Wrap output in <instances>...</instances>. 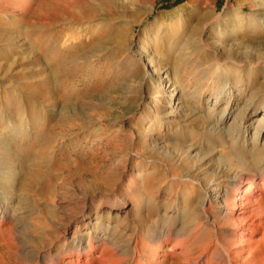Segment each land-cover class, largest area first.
I'll return each instance as SVG.
<instances>
[{
    "label": "rangeland",
    "instance_id": "374dc122",
    "mask_svg": "<svg viewBox=\"0 0 264 264\" xmlns=\"http://www.w3.org/2000/svg\"><path fill=\"white\" fill-rule=\"evenodd\" d=\"M216 56L242 81L214 103ZM65 59L88 66L69 79L72 89L59 91L50 65ZM199 90L206 91L200 102ZM263 99L264 0H0V198L17 195L0 210L29 207L39 217L5 225L0 264H22L27 243L40 254L49 247L53 255H76L81 237L92 227L102 236L107 224L123 230L122 241L139 238L156 249L149 264L181 262L161 257L162 242L144 240L155 223L148 209L162 212L176 195L167 200L156 175L175 168L209 183L227 180L233 155L264 148V127L254 136ZM64 115L77 122L60 124ZM34 119L42 127L48 120L49 129L38 135ZM9 124H27L39 142L9 151ZM45 141L54 142L44 158ZM34 163L47 171L30 178Z\"/></svg>",
    "mask_w": 264,
    "mask_h": 264
},
{
    "label": "bare ground",
    "instance_id": "6f19581e",
    "mask_svg": "<svg viewBox=\"0 0 264 264\" xmlns=\"http://www.w3.org/2000/svg\"><path fill=\"white\" fill-rule=\"evenodd\" d=\"M28 35L26 34L27 37H29ZM28 51L35 52L30 49ZM53 60L58 61L56 58L51 59V61ZM214 60L211 73L215 72L216 76L211 81L214 87L210 89L215 91L214 103H217L220 101L218 99L219 93L221 94L227 89L233 90L242 79L237 77L233 79L230 76V72L226 70L228 67L227 60L218 56ZM55 62L50 65V67L53 66V70L50 72L52 85L53 87L58 85L59 91H64V87L60 88L63 84L72 89L73 83L69 79L71 77L76 79L73 76L88 66L85 64L80 66V62L76 60L68 61L65 59L60 66H56ZM227 78L234 81L228 82ZM205 94L206 91L199 90L195 96L199 98L198 101L200 102V98L204 97ZM52 99H55L53 95L51 98L47 97L45 101L49 104ZM10 102L14 103V99ZM258 104L261 103L257 102V107L260 106ZM261 105L264 107V99ZM69 107V104H64L61 107L62 112H69ZM21 112H18L17 115L20 116ZM67 115L60 118V124L72 125L77 122L75 116L69 118ZM40 121L41 119L32 121L35 124V130H38V135L45 128L48 130L50 123L47 120V124L42 127ZM3 122L0 118V123ZM263 127L264 121H259V124L254 127V136H257ZM14 129H16V134H13ZM8 131L11 133L8 135L9 140L13 143L11 148H7L9 151L13 147L17 148L18 151V147L21 145L34 148L39 142L36 137H28V133H26L27 124L22 125V127L9 124ZM49 137H51L50 134ZM51 138L54 139V137ZM5 141L7 142V140ZM53 142L45 141L43 144L45 147H42L44 158L53 153ZM8 144L9 142L6 143L7 146ZM238 153L239 156L233 155L232 157L233 173L224 182L209 183L208 179L196 178L190 172L181 175L175 168H171L169 172H164L162 177L156 175V183L162 179V193L167 200L171 199L169 197L172 195V191L176 189L172 204L166 205L164 203L162 212H160L159 206L153 207V204L146 214L147 218L155 217V223L149 229L146 228L147 236H144V240H149V243L155 239L157 242H162V247L165 248V254L161 256L162 258L170 256L175 260L181 259V262L176 264H264V148H253ZM34 165V168H31L33 165L29 168L30 178L43 175L47 171L46 167L48 166L35 163ZM144 180L149 183L154 178L152 179V175L148 173ZM8 181L10 180L8 179ZM9 185L12 186L13 182ZM5 198L8 202H5V206L9 207V204L17 200V195L12 190H8L6 194L1 196L0 203H4ZM33 214L34 211L30 210L29 207L22 212L17 209L3 211L1 208L0 232L7 224L11 228L12 225L16 227L26 219L32 222L31 219L39 218L38 215L32 217ZM42 221L44 227H50L48 217L44 216ZM37 225L38 223H34L29 226L33 229ZM104 226L105 234L102 236L97 235L98 233L94 232L95 229L92 227L93 233L88 234L89 237L85 238L87 241L81 237L83 241H79L76 255H70L71 253L67 256L63 253L53 255L49 247L46 248V250L48 249L47 253L40 254L35 247L27 243L25 250L18 255V258L22 264H63L64 259L73 261L74 256L77 264H96L98 262L101 264H149L150 259H155L156 249L154 250L148 245L143 247L144 242L139 238L129 237L122 241L123 230L118 229L115 225L107 224ZM34 231L31 230V232ZM25 238H27L25 241L32 242L29 237L25 236ZM140 248H143L142 250L148 254L140 255Z\"/></svg>",
    "mask_w": 264,
    "mask_h": 264
}]
</instances>
